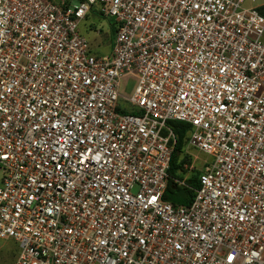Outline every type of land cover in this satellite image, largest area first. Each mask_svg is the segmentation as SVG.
I'll return each mask as SVG.
<instances>
[{
  "label": "built area",
  "instance_id": "built-area-1",
  "mask_svg": "<svg viewBox=\"0 0 264 264\" xmlns=\"http://www.w3.org/2000/svg\"><path fill=\"white\" fill-rule=\"evenodd\" d=\"M78 1L0 0L13 264H264V17L247 0ZM95 5L101 56L78 31ZM168 121L190 127L173 180L196 176L188 205L163 199Z\"/></svg>",
  "mask_w": 264,
  "mask_h": 264
},
{
  "label": "rangeland",
  "instance_id": "rangeland-1",
  "mask_svg": "<svg viewBox=\"0 0 264 264\" xmlns=\"http://www.w3.org/2000/svg\"><path fill=\"white\" fill-rule=\"evenodd\" d=\"M59 1V0H56ZM70 1L71 7L79 5L78 0ZM264 0H247L243 6L250 8L259 5ZM112 22L108 18H104L99 14L98 7L95 5L91 13L79 25L78 31L84 36L90 45L92 53L96 56L107 54L112 47V34L110 30ZM99 32V34H97ZM135 83L129 79H124L120 88V94L123 96H131ZM204 158V155H200ZM17 245L12 240H0V264H13L17 255Z\"/></svg>",
  "mask_w": 264,
  "mask_h": 264
},
{
  "label": "trees",
  "instance_id": "trees-1",
  "mask_svg": "<svg viewBox=\"0 0 264 264\" xmlns=\"http://www.w3.org/2000/svg\"><path fill=\"white\" fill-rule=\"evenodd\" d=\"M258 12L264 17V5L257 8ZM167 126L172 130L176 137V146L172 154L168 168V182L163 194V199L173 205H188L193 197L194 192L198 188L196 176L191 175L186 183L181 186L173 182V180L181 179L183 164L188 162V157L182 155L185 147L186 134L189 131V125L178 121H168ZM181 172L180 174L178 172Z\"/></svg>",
  "mask_w": 264,
  "mask_h": 264
},
{
  "label": "crops",
  "instance_id": "crops-1",
  "mask_svg": "<svg viewBox=\"0 0 264 264\" xmlns=\"http://www.w3.org/2000/svg\"><path fill=\"white\" fill-rule=\"evenodd\" d=\"M262 5H264V2L260 3L259 5L255 6V7L258 8V7L262 6Z\"/></svg>",
  "mask_w": 264,
  "mask_h": 264
}]
</instances>
